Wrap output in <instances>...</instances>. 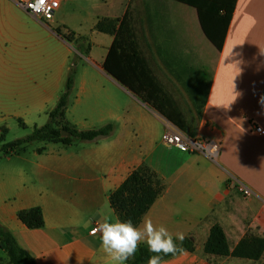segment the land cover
<instances>
[{
  "label": "crops",
  "instance_id": "1",
  "mask_svg": "<svg viewBox=\"0 0 264 264\" xmlns=\"http://www.w3.org/2000/svg\"><path fill=\"white\" fill-rule=\"evenodd\" d=\"M22 1L0 0V124L39 127L63 93L77 40L84 38L89 51H76L81 66L64 121L80 131L113 127L109 137L93 142H44L32 154H0V225L35 264H114L101 233L91 229L118 219L109 195L142 164L157 175L162 191L138 226L151 219L194 242L193 252L161 264H264V253L250 261L203 251L214 225L230 251L246 235L264 238V136L253 132L254 124L264 129V0H234L200 108L193 96L199 81L196 33H203L193 9L168 0H63L44 20L26 12ZM127 9L142 52L180 105L187 127L194 137L220 144L216 163L164 146L166 129H179L104 71L113 36L94 27L101 19L121 20ZM236 181L250 196L238 192ZM34 207L44 225L31 230L17 213Z\"/></svg>",
  "mask_w": 264,
  "mask_h": 264
},
{
  "label": "trees",
  "instance_id": "2",
  "mask_svg": "<svg viewBox=\"0 0 264 264\" xmlns=\"http://www.w3.org/2000/svg\"><path fill=\"white\" fill-rule=\"evenodd\" d=\"M187 6L197 15L203 35L213 41V32L216 25L222 28L221 43L225 35L226 26L230 20L234 0H168ZM224 12L218 17V12ZM95 31L112 35V45L103 64L106 73L112 75L118 83L137 97L148 107L154 109L167 121L176 126L189 137L195 136V130L187 127L185 117L180 112L178 102L166 91L162 83L156 78L151 68L149 59L142 52L134 20L129 9L126 10L121 20L101 19ZM59 34V32H58ZM67 42L73 41L70 35H62ZM76 51L86 56L89 46L84 48V38H79ZM221 43L219 50L221 48ZM76 64L70 65L63 93L60 95L56 106L47 114V122L34 127L31 134L4 143L0 147L3 156L17 154L25 150L27 144L33 142L60 143L70 145L73 141L93 142L109 137L113 131L111 124L98 129L80 131L69 126L65 121V110L68 97L73 87V78ZM264 98V93H263ZM191 108H195L194 103ZM67 132L69 136L61 137L60 132ZM6 130L0 133V142H4ZM162 191V185L157 175L145 164L134 169L122 184L109 195V205L116 217L120 220L131 219L138 226L142 217L149 210ZM17 219L27 229H40L44 225L42 211L38 207L22 210L17 213ZM182 251L164 256L162 261L182 252H193L192 238L176 241ZM0 251L4 252L8 264H35L33 257L22 249L13 235L0 225ZM203 251L208 255L232 257L257 261L264 253V238L251 235L244 236L235 248L230 251L225 235L218 225L211 227L209 236L203 246ZM153 253L148 251L146 244L138 246L137 252L128 259L126 264H148ZM0 264H2L0 260Z\"/></svg>",
  "mask_w": 264,
  "mask_h": 264
},
{
  "label": "clouds",
  "instance_id": "3",
  "mask_svg": "<svg viewBox=\"0 0 264 264\" xmlns=\"http://www.w3.org/2000/svg\"><path fill=\"white\" fill-rule=\"evenodd\" d=\"M238 64L239 61L234 63L237 69ZM97 230L101 233L103 251L112 258L114 264H126L142 243L153 253L148 264H161L164 256L182 251L176 241H183L184 236L177 234L174 237L166 227L154 226L151 219L144 220L143 228L134 225L131 219L107 220Z\"/></svg>",
  "mask_w": 264,
  "mask_h": 264
},
{
  "label": "built area",
  "instance_id": "4",
  "mask_svg": "<svg viewBox=\"0 0 264 264\" xmlns=\"http://www.w3.org/2000/svg\"><path fill=\"white\" fill-rule=\"evenodd\" d=\"M63 0H25L20 3L22 8L30 15L38 19L49 20L52 18L56 10L59 8ZM253 132L256 136H264V129L257 124L253 125ZM161 142L166 147H172L184 153H200L211 162L216 163L220 155L221 146L219 143L189 137L176 128L168 127L161 136ZM237 182V181H236ZM237 190L244 197L250 196L251 192L242 184L237 182ZM98 225H94L91 233H100Z\"/></svg>",
  "mask_w": 264,
  "mask_h": 264
},
{
  "label": "rangeland",
  "instance_id": "5",
  "mask_svg": "<svg viewBox=\"0 0 264 264\" xmlns=\"http://www.w3.org/2000/svg\"><path fill=\"white\" fill-rule=\"evenodd\" d=\"M65 35V34H64ZM198 35V96L194 94V98L198 99V108H200V103L202 100L201 95L204 92V88L206 87L205 83H208V76L211 72L212 63L211 61L216 56L217 52L219 51V46L221 43V37H222V28L220 25H216L214 32H213V41L208 40L203 34L198 32L196 33ZM86 47L84 43V48ZM207 53V55H206ZM79 54L74 51L72 54L71 64L75 63L76 68L80 67L79 64L81 60L78 58ZM75 68V71H76ZM75 74V73H74ZM198 97V98H197ZM72 103V101H71ZM71 105V104H70ZM48 120V117L44 119L42 117L41 122H37L38 126L44 125ZM3 127L7 130L5 134L4 142H0V147L4 143H10L14 140L24 138L31 134L33 130V126H21L18 121H8L6 124H0V128ZM44 142H33L30 144H27L25 147L27 154H32L34 151H37L38 149H42L45 147ZM2 154V153H0ZM0 260L2 264H8L7 257L4 254V252L0 251Z\"/></svg>",
  "mask_w": 264,
  "mask_h": 264
},
{
  "label": "water",
  "instance_id": "6",
  "mask_svg": "<svg viewBox=\"0 0 264 264\" xmlns=\"http://www.w3.org/2000/svg\"><path fill=\"white\" fill-rule=\"evenodd\" d=\"M60 136H61V137H67V136H69V134H68L67 132H63V131H61V132H60Z\"/></svg>",
  "mask_w": 264,
  "mask_h": 264
}]
</instances>
